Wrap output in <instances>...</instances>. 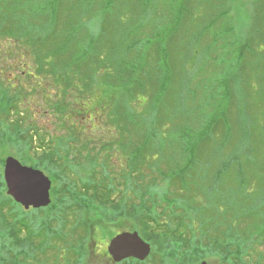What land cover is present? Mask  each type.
Wrapping results in <instances>:
<instances>
[{"label":"trees","instance_id":"1","mask_svg":"<svg viewBox=\"0 0 264 264\" xmlns=\"http://www.w3.org/2000/svg\"><path fill=\"white\" fill-rule=\"evenodd\" d=\"M213 1L0 0V42H7L0 57V74L9 68L14 71L27 68L19 59L14 66L9 65V57L16 55L13 49L16 44L27 50L36 66V69L29 66V72L23 70L19 77L14 76L18 86L6 84L0 76V148L6 142L13 143L27 161L33 162V167L50 173L53 184L63 180L60 153L65 136L59 133L47 136L30 124L22 110L31 109L34 101L31 103L28 98L43 80L54 88L55 98L57 94L61 97L50 106L60 119L64 115L60 124L73 130L70 145L79 140L80 129H87L86 116L94 110L79 109V105L95 94L98 78L97 94L91 103L95 101V108H105L103 114L110 111L115 116L119 132L125 138L129 123L136 126L135 130L145 124L134 110L128 113L129 101L149 99V122H152L151 132L133 147L130 162L121 174L113 176L112 169L104 170L105 165L95 164V173L83 181V187L81 184L76 189L70 181L62 191L55 189V200L45 208L26 211L6 195L2 175L5 161L1 159L0 264H89L88 240L94 239L97 227L103 226L105 219L140 223L145 239L154 249H160L161 257L157 259L161 263H167L166 253L174 250L181 264H199L209 257L217 258L219 264H264V254L257 250L264 244V149L255 145L256 135L251 140L247 133L229 150L226 143L222 149L215 145L216 138L232 130L228 97L235 94V87L240 94L248 78L247 65L242 61L231 76L228 72L225 75L227 62L225 59L220 62L216 47L225 33L234 35L247 26L241 20L243 9L238 0ZM204 16L205 23L200 21ZM93 19L95 29H89ZM259 25L256 23L262 29ZM206 38L211 42L206 43ZM254 39L255 31H251L243 39L237 37L232 45L242 40L244 47L239 56H243L247 53L245 46L253 45ZM203 45L217 56V64L210 72L209 54L205 53L198 77L194 78L189 61L200 60L205 52ZM250 69L258 80L257 70ZM32 75L42 80L32 83L27 79ZM21 77L28 83H20ZM111 79L116 83H108ZM177 80L181 82L180 95L186 85L202 90L207 88L204 84L212 83V91L206 93L211 94V100L208 98L211 102L205 110L212 109L217 114L207 117L203 112L193 111L190 117L202 119L187 121L196 119L201 126L204 124L200 133L193 129L183 133L179 128L176 136L168 127L175 114ZM40 90L47 93L49 88ZM189 97L188 94L184 98L190 101ZM225 97L229 102L227 114L219 113L222 104L214 102ZM12 111L19 120L8 119ZM70 115L72 118L68 119ZM221 115H225L223 122ZM24 121H28L27 125ZM161 122L165 129L158 134L156 124ZM93 126L90 125L92 129ZM181 135L183 141L177 139ZM121 138L117 150L125 156L127 139ZM101 139L95 132V144ZM39 141L41 144L34 147ZM48 142L51 145L47 148ZM105 150L109 155V148ZM155 155L159 156L157 161L167 163L168 170L160 169L159 164L148 166L159 174V182L161 176L170 186H177L176 191L160 192L155 189L153 179L145 182L143 163L147 164ZM99 178L104 180L99 183L96 181ZM102 183L107 185L99 189ZM70 221L73 226H69ZM246 221L250 224L245 225ZM55 241L65 243L62 254L57 251L51 258L39 256V252L58 250ZM121 264L144 262L131 258Z\"/></svg>","mask_w":264,"mask_h":264},{"label":"rangeland","instance_id":"2","mask_svg":"<svg viewBox=\"0 0 264 264\" xmlns=\"http://www.w3.org/2000/svg\"><path fill=\"white\" fill-rule=\"evenodd\" d=\"M162 3H167L166 0H161ZM214 2L213 0H208V3ZM238 3L242 5L243 9V18L241 20L243 23H246L247 29L242 32V29H240L239 32H237L234 35H228L225 33L223 36V40L218 44L216 48H218V53L220 55V62L222 63V60L225 59L227 64H225V69L223 70V73L226 75L227 72L229 73V76H231L232 71H236L238 65H240L241 61L245 62L247 67L246 71L248 74L247 82L243 86L242 90L240 91V94L238 92L239 88L235 87V94L231 95L228 97V100L230 99V112H229V117L231 119V127L232 130L230 133H224V137L216 138L217 143L215 144L218 148H223L225 143L227 144V150L233 148L235 144H237L240 138H242L246 133L250 134V139L252 140V136L254 137L256 135V141L255 145L260 148V150L264 149V0H238ZM235 11V8H233ZM245 11V13H244ZM199 20V19H198ZM206 17L201 18V22L205 23ZM92 23L89 24L88 28H93L95 29V25L93 20H91ZM226 23V22H224ZM256 23L260 24L263 26V28H259L256 26ZM196 24V23H194ZM241 24V22H240ZM259 25V26H260ZM254 28V30H252ZM188 29H191V26H189ZM260 30L262 31V34L260 35L259 32ZM255 31V41L253 45L251 46H245L246 48V54L243 56L240 54L239 56V50L244 47V43L242 40H240V43H235L234 45L233 42L237 37L243 39L244 36L251 32ZM180 35H183L180 34ZM210 39L213 38V36L209 35ZM209 38H206L207 42H211ZM190 44V39L187 40ZM205 41V40H203ZM7 42H0V57L3 55V50L4 46H6ZM202 46V45H201ZM200 46V48H201ZM14 51L16 52V55L10 56L9 57V65H15V61L19 59V62L22 60L24 61L28 66L27 68L19 69L17 70H12L9 68L8 70H3V74L0 76H3L5 78V83L9 84L12 83L16 86H18V80L15 79L14 76L19 77L20 74L22 73L23 70L26 72L30 70L29 66L34 65L35 66V61L34 58L31 57L30 54H27V50L25 48H22L19 46V44H16ZM206 47L203 45L202 50H205ZM19 51V53H17ZM29 52V51H28ZM205 53L209 54L208 57V64L210 65V72L215 69L217 61L216 58L217 56L214 53H209L208 51L205 50L203 52V55L199 57V61H194L190 60L189 65L190 69H193V77L197 78L198 77V71L201 67L202 62L204 63V55ZM26 54V55H24ZM1 59V58H0ZM95 68V66H94ZM257 70V76L258 80L255 76V74L251 75V69ZM36 69V66H35ZM223 69V67H222ZM221 69V70H222ZM220 71V70H219ZM29 72V71H28ZM221 72V71H220ZM255 72V71H254ZM34 71L32 74L34 75ZM214 74V72H212ZM28 78L29 81H32V83H37L39 80L35 79L34 76ZM215 75V74H214ZM251 75V76H250ZM204 76V75H202ZM201 76V77H202ZM200 77V78H201ZM27 79L21 77L20 78V83H28ZM99 79V78H98ZM95 80V86L97 83V80ZM199 79V78H198ZM196 79V80H198ZM103 80V79H102ZM79 81V80H78ZM108 83L110 84H115L116 80H107ZM83 82V81H81ZM67 83V82H66ZM5 84V85H6ZM51 84V83H50ZM180 85L181 82L177 80V87H176V95L173 100V107L175 109V114L174 118L172 115L171 121L172 124L168 127L172 128V133H176V136L179 135L180 130L183 133H186L187 131H191L192 129L196 131L197 133H200L202 129H204V124L201 126V124L198 122L196 119H192L190 123L187 121L191 118H197V119H202L201 116H194L190 117L189 115L194 111V112H203V115L206 114L205 116L210 117L213 114H217L215 110H210L206 111L205 109L209 107L210 105V100L212 98L211 94L207 95V92L212 91V83L209 82L208 84H204L207 86V88H204L202 90H199L196 87H189V85H186V88L181 90V95H180ZM237 85V84H236ZM235 85V86H236ZM94 86V91L95 94L90 98L87 99L88 101L84 104L79 105L80 108H84L86 110H94L91 111V115H84L86 116V122L84 124L85 128L87 129H80L81 133L79 134V140L76 141V143L71 144L72 134L70 132H73L72 129L69 127H65L64 125H61V121H63V118L60 119L58 117V114L55 115L56 112H54L51 108V104L55 103V100H61V97L59 95H56L55 98V90L54 88H51L49 86V82L46 80L42 81L41 86H36L37 89L35 92L31 94V97L28 98L30 99L31 103V109L28 111H25L23 108L22 110L24 111V117L26 119L30 120V124L34 127H38V129L42 130L44 133L47 134H63L64 138V149L60 153V156L63 158V166L62 170L64 172H61V175H63V180H57L55 181L54 184H52V189H51V198L52 202L55 200V189H61L65 188V186L70 182H74L75 185L77 186L76 189H80L81 184L83 181H85L90 174L95 173V164L97 166L100 165H105V169H112L113 170V176H116L118 174H121L123 172V167L127 165V163L130 162L129 157L132 155L133 147L137 145L140 142V139L143 140L144 135L146 133L151 132V127H152V122H149L151 120V117H149V109L151 105V101L147 98L141 97V101H137V99L133 101H129L127 104L128 107V113L131 114L132 112L130 111L131 109L134 110V114L139 116L138 119L142 121L143 127H141L138 130H135L134 128L136 126H132V124L129 123V126L126 127V130H128V133L125 135H122L123 133L119 132L120 131V126L117 125L116 123L117 119L115 118L114 115L111 114L110 111H106L104 114L105 108H95V101L94 103H91V100H95L96 94H97V89ZM43 88H49V91L47 93H43ZM37 92V93H36ZM39 92V93H38ZM52 93L54 95L53 98H50V94ZM190 95L189 100L185 99L184 97L186 95ZM198 96V97H196ZM244 96V98H243ZM210 100H209V99ZM228 100L227 97L221 98L219 102L217 100H214L215 103L222 104L221 108H219V113H222L223 111H226L227 114V106H228ZM192 102V103H191ZM199 108L198 110H196ZM137 112H141L140 115H138ZM205 112V113H204ZM145 115V117H144ZM10 117L8 119L10 120H19L20 118L17 116V113L12 111V114L9 115ZM222 119V122L225 118V115L220 116ZM72 115L68 119H71ZM93 119V120H92ZM95 119V120H94ZM184 120L182 122V125L180 124L181 120ZM5 120V119H4ZM28 120V121H29ZM92 120V121H91ZM169 120V119H168ZM167 120V121H168ZM28 121H24L23 123L27 125ZM79 122V121H78ZM90 125H94L93 129L90 127ZM13 126V125H11ZM193 126V127H192ZM157 127V132L158 134H161V131H164L165 124L161 122V124H156ZM95 129V130H94ZM93 130V131H91ZM125 130V131H126ZM178 130V131H177ZM228 131V128L225 130ZM77 132V130H76ZM95 132L97 133V138H102L101 140H98L97 143L95 144ZM74 133V132H73ZM65 134V135H64ZM127 139L125 142H127L126 146L127 149L124 150V155L121 154V150H117L120 148L121 142L119 141L122 140V138ZM62 138V140H63ZM179 141H183L182 135L177 138ZM93 143H90V142ZM156 145H158L159 139H156ZM115 143L112 147H110L109 144ZM41 143L39 141L34 143V147L39 146ZM51 142L46 143V147H50ZM105 148H109V155H106V150ZM19 147L14 145L8 144L6 142V145L3 146L1 145L0 148V160H6L7 157L13 156L16 159H18L22 164L27 165V166H32L33 162L32 161H27L24 157H26L23 153L19 152ZM117 150V153H116ZM156 152V151H155ZM181 154V151L179 152ZM155 157V158H154ZM189 155L186 156V161L188 159ZM27 158V157H26ZM159 156H152L147 164L143 163V170L145 174V182L149 183L153 179L155 183V189L157 191L163 192V190L167 191H176L177 186H170L169 181H164L163 177L160 176V182H159V174L154 171V168H150V165H160V169L163 170L165 168V171L168 170L167 163L166 162H160L157 161ZM28 159V158H27ZM156 160V161H155ZM5 164V163H4ZM142 164V163H141ZM149 165V166H148ZM4 166H2V175L4 171ZM33 167V166H32ZM118 167V168H117ZM35 168V167H34ZM102 168H98V170H101ZM46 175L51 176L50 173L47 171L43 170ZM58 174H60L59 171H57ZM100 174V173H99ZM91 177H94L93 175ZM102 178L97 179L100 183ZM104 180V179H102ZM122 181V179H120ZM103 185H100L101 187H98L99 189H102L107 185L106 183H102ZM83 187V184H82ZM74 188V187H73ZM262 187L259 186V189ZM82 189V188H81ZM61 196V195H60ZM50 204V205H51ZM103 226L100 225L97 227L96 234L94 235V239L88 240L87 246H88V252H89V259L88 262L89 264H118L115 263L112 258L108 255L107 253V248L110 240L116 236L117 234L121 232H134L137 231L140 236L145 240L147 243H150L152 247V251L150 256L147 258L148 261L144 262V264H181L179 261V254L178 252L175 253L174 250L171 252L166 253L168 256V262H160L159 259L161 257V254L159 253L160 249L155 248L151 244V242L147 241L145 239V236L143 232L141 231L142 226H140V223L138 222H132L128 221L126 219H121L119 221H112L109 219L103 220ZM69 226H73L72 222H68ZM250 221H246L245 225H249ZM55 243L58 246V250H46L45 253H40L39 256L46 257V258H51L53 257L56 252L58 251L59 254H62L64 250L65 243L63 241H55ZM258 251H261L264 254V244H260L257 248ZM38 252V251H37ZM174 258V259H169ZM206 260V259H205ZM206 261L209 262V264H219V260L214 257H209ZM201 263V262H200ZM199 263V264H200ZM121 264V263H120Z\"/></svg>","mask_w":264,"mask_h":264},{"label":"water","instance_id":"3","mask_svg":"<svg viewBox=\"0 0 264 264\" xmlns=\"http://www.w3.org/2000/svg\"><path fill=\"white\" fill-rule=\"evenodd\" d=\"M4 180L7 195L25 210L47 207L52 202V179L44 171L24 165L13 156L5 160ZM151 251V245L143 240L137 231L117 234L110 240L107 248L108 254L115 263L130 258L145 261ZM200 264L209 263L202 261Z\"/></svg>","mask_w":264,"mask_h":264}]
</instances>
